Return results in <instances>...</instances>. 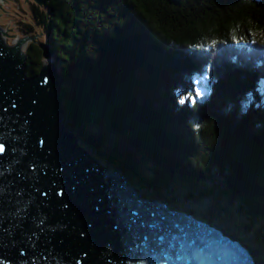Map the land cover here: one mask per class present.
Returning a JSON list of instances; mask_svg holds the SVG:
<instances>
[{
  "label": "trees",
  "instance_id": "obj_1",
  "mask_svg": "<svg viewBox=\"0 0 264 264\" xmlns=\"http://www.w3.org/2000/svg\"><path fill=\"white\" fill-rule=\"evenodd\" d=\"M65 124L145 198L195 206L264 251V0H46ZM34 32L26 24L25 34ZM27 76L42 50L25 49Z\"/></svg>",
  "mask_w": 264,
  "mask_h": 264
},
{
  "label": "water",
  "instance_id": "obj_2",
  "mask_svg": "<svg viewBox=\"0 0 264 264\" xmlns=\"http://www.w3.org/2000/svg\"><path fill=\"white\" fill-rule=\"evenodd\" d=\"M8 30L0 26V264H255L223 226L143 197L82 145L65 124L55 51L38 34L7 44ZM26 40L44 58L31 76Z\"/></svg>",
  "mask_w": 264,
  "mask_h": 264
},
{
  "label": "rangeland",
  "instance_id": "obj_3",
  "mask_svg": "<svg viewBox=\"0 0 264 264\" xmlns=\"http://www.w3.org/2000/svg\"><path fill=\"white\" fill-rule=\"evenodd\" d=\"M33 0H0V26L3 30L10 29L7 31V34L15 35L14 37H8L2 35L7 44H15V38H24L28 34L26 32V24H30L34 27V32L32 35H36V41H45V31L41 25H37L34 19V14L32 11ZM42 33V34H41ZM30 35V34H29ZM40 35V36H39ZM27 44L23 51H25L30 40H26ZM173 207L181 209L185 212H191L194 215L209 220H213L214 224L225 227L231 233H238L235 227L232 224H224L213 219L212 203L211 201L204 199L202 202L195 206H191L188 203H182L180 200H176L174 203H171ZM239 234V233H238ZM240 235V234H239ZM246 236V235H242ZM247 237V236H246ZM248 238V237H247ZM247 241L251 242L247 239ZM252 243V242H251ZM257 247V246H256ZM264 255V251L260 249Z\"/></svg>",
  "mask_w": 264,
  "mask_h": 264
},
{
  "label": "bare ground",
  "instance_id": "obj_4",
  "mask_svg": "<svg viewBox=\"0 0 264 264\" xmlns=\"http://www.w3.org/2000/svg\"><path fill=\"white\" fill-rule=\"evenodd\" d=\"M4 39V38H3ZM18 38H15V43H16V40ZM20 39V38H19ZM27 44V41H25L21 46H20V50L22 52H25L23 51L25 46ZM206 220V219H205ZM212 221V220H209V222ZM213 222V221H212ZM225 228V227H224ZM224 231L226 233H229L232 237H235V238H239L243 244H245L251 251L252 255H253V258L255 259V264H264V255L262 254V252L260 251V249L258 247H256L255 245H253L251 242L247 241V237L246 236H241L239 235L238 233H231L229 232V230H227L226 228L224 229ZM249 240V239H248Z\"/></svg>",
  "mask_w": 264,
  "mask_h": 264
},
{
  "label": "snow or ice",
  "instance_id": "obj_5",
  "mask_svg": "<svg viewBox=\"0 0 264 264\" xmlns=\"http://www.w3.org/2000/svg\"><path fill=\"white\" fill-rule=\"evenodd\" d=\"M3 149L2 148H0V151H2Z\"/></svg>",
  "mask_w": 264,
  "mask_h": 264
}]
</instances>
